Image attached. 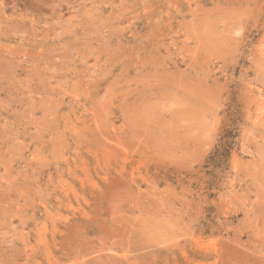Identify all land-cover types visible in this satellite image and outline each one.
Instances as JSON below:
<instances>
[{"label":"rangeland","instance_id":"obj_1","mask_svg":"<svg viewBox=\"0 0 264 264\" xmlns=\"http://www.w3.org/2000/svg\"><path fill=\"white\" fill-rule=\"evenodd\" d=\"M0 264H264V0H0Z\"/></svg>","mask_w":264,"mask_h":264},{"label":"bare ground","instance_id":"obj_2","mask_svg":"<svg viewBox=\"0 0 264 264\" xmlns=\"http://www.w3.org/2000/svg\"><path fill=\"white\" fill-rule=\"evenodd\" d=\"M177 71H178V70H177ZM202 84H203V83H202ZM78 147H79V146H78ZM78 147H77V148H78ZM73 153H75V152H73ZM75 154H76V153H75ZM77 156H78V155H77ZM64 159H65V157H64ZM66 160H67V159H66ZM63 163H65V162H63ZM85 168H86V167H85ZM66 169H68V168H66ZM65 172H68V171H65ZM62 175H63V174H62ZM76 175H77V174H76ZM76 175H75V176H76ZM82 183H83V182H82ZM67 185H68V183H67ZM60 188H61V187H60ZM71 188H72V187H71ZM63 189H64V188H63ZM63 189H62V190H63ZM66 191H67V190H66ZM68 191H69V190H68ZM73 191H74V189H73ZM62 192H64V191H62ZM70 194H71V193H70ZM75 194H76V193H75ZM78 195H79V194H77V196H78ZM73 197H74V196H73ZM77 198H78V197H77ZM61 202H62V199H61ZM63 202H64V201H63ZM62 204H63V203H62ZM57 219H58V218H57ZM53 221H54V220H53ZM54 228H55V227H54ZM55 231H56V230H55Z\"/></svg>","mask_w":264,"mask_h":264}]
</instances>
